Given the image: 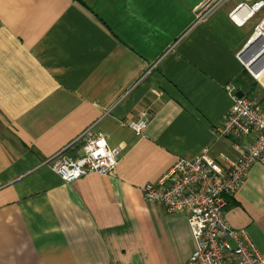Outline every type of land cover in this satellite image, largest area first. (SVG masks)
<instances>
[{"label": "crops", "instance_id": "crops-1", "mask_svg": "<svg viewBox=\"0 0 264 264\" xmlns=\"http://www.w3.org/2000/svg\"><path fill=\"white\" fill-rule=\"evenodd\" d=\"M208 1L0 0V264H186L187 213L142 189L178 159L218 161L252 140L218 137L228 88L264 109L239 59L264 7L242 24L230 17L264 0H227L198 21ZM263 49L243 57L256 72ZM88 129L119 151L117 165L66 184L45 163L81 155ZM224 218L264 258V165L227 198Z\"/></svg>", "mask_w": 264, "mask_h": 264}, {"label": "built area", "instance_id": "built-area-1", "mask_svg": "<svg viewBox=\"0 0 264 264\" xmlns=\"http://www.w3.org/2000/svg\"><path fill=\"white\" fill-rule=\"evenodd\" d=\"M226 1L206 2L196 10L198 21L205 20ZM263 7L264 1H261L242 15L240 12L245 7L240 5L230 17L242 24ZM255 39L264 44V21L256 28L251 41ZM239 59L264 89V72H256L240 55ZM257 59H264V49ZM228 91L233 104L222 119L218 137L238 141L252 137V140L235 142L237 155L221 154L218 161L207 154L178 159L158 181L142 189L146 202L161 205L168 213H187L194 249L186 264H264L248 231L233 229L224 218L227 198L238 192L254 165H264V109L246 97L240 98L235 88L230 87ZM144 124H136V131L140 132ZM76 142L82 144L81 155L70 156L65 149L45 163L64 183L71 184L89 175L112 173L119 151L110 148L106 135L88 129Z\"/></svg>", "mask_w": 264, "mask_h": 264}, {"label": "water", "instance_id": "water-1", "mask_svg": "<svg viewBox=\"0 0 264 264\" xmlns=\"http://www.w3.org/2000/svg\"><path fill=\"white\" fill-rule=\"evenodd\" d=\"M258 42V40H253L251 41L247 46L246 48L242 51V53L240 54V56L244 57L247 53H249L253 48L254 46L256 45V43ZM238 96L240 98H242L244 95L242 93H238Z\"/></svg>", "mask_w": 264, "mask_h": 264}, {"label": "bare ground", "instance_id": "bare-ground-1", "mask_svg": "<svg viewBox=\"0 0 264 264\" xmlns=\"http://www.w3.org/2000/svg\"><path fill=\"white\" fill-rule=\"evenodd\" d=\"M236 20H239V17H237Z\"/></svg>", "mask_w": 264, "mask_h": 264}]
</instances>
